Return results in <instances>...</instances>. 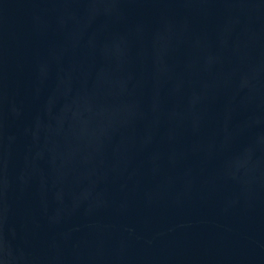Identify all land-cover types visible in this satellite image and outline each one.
Instances as JSON below:
<instances>
[{
	"label": "water",
	"instance_id": "1",
	"mask_svg": "<svg viewBox=\"0 0 264 264\" xmlns=\"http://www.w3.org/2000/svg\"><path fill=\"white\" fill-rule=\"evenodd\" d=\"M0 264H264V0H0Z\"/></svg>",
	"mask_w": 264,
	"mask_h": 264
}]
</instances>
